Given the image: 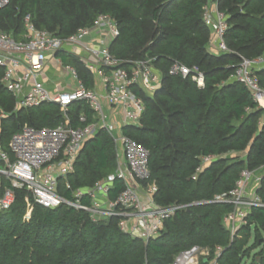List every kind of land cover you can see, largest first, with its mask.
<instances>
[{"label": "trees", "instance_id": "1", "mask_svg": "<svg viewBox=\"0 0 264 264\" xmlns=\"http://www.w3.org/2000/svg\"><path fill=\"white\" fill-rule=\"evenodd\" d=\"M205 2L9 0L0 10V32L16 40L23 37L26 15L37 28L65 37L90 27L99 14H108L119 29L110 44L114 57L124 66L153 58L161 85L152 92L135 88L144 111L140 125L126 126L124 132L149 151L148 181L156 185L154 199L159 205L211 200L234 187L241 169L264 166V109L244 84L232 78L241 57L264 53V0H216L227 15V53L208 49L211 34L202 20ZM62 57L82 78L88 77L76 58ZM173 62L197 66L204 73V85L198 87L190 76L170 74ZM2 74L0 67V146L9 152L12 135L24 124L53 127L63 118L55 104L15 109L14 96L1 83ZM255 74L264 88V68ZM81 112L92 120L90 109L77 102L68 109L73 126L81 125ZM203 156L214 159L192 179ZM115 167L112 140L100 131L85 141L67 181L72 189L92 186ZM122 188L116 179L110 197ZM258 191L264 201V178ZM59 192L70 197L62 179ZM14 194L10 208L0 212V264H171L180 251L193 245L208 249L209 260L220 248L217 264H242L258 247L250 264H264V207L252 210L247 224L231 237L223 221L230 204L195 205L177 211L165 221L162 233L145 243L120 230L117 219L93 222L81 210L34 203L24 189H15ZM26 197L33 205L28 219Z\"/></svg>", "mask_w": 264, "mask_h": 264}, {"label": "built area", "instance_id": "2", "mask_svg": "<svg viewBox=\"0 0 264 264\" xmlns=\"http://www.w3.org/2000/svg\"><path fill=\"white\" fill-rule=\"evenodd\" d=\"M9 0H0V10ZM202 20L210 30L209 46L216 53L230 52L225 42L228 27L227 15L220 11L216 0H206ZM119 35L115 20L108 14H99L90 27L60 37L46 29H39L29 15L24 17V34L21 40L0 32V67L2 85L14 96L15 109H28L44 104H55L62 112V121L53 127H34L24 124L8 143L9 152L0 146V212L10 208L14 190H26L34 203L46 208L65 206L84 211L93 222L117 219L120 230L143 242L157 238L165 221L177 211L205 203H227L232 209L223 221L233 237L247 224L252 210L264 207L259 188L264 178V166L241 169L234 187L211 200L190 203L159 205L154 199L156 185L150 182L149 151L124 132L126 126L140 125L144 111L142 99L135 88L152 92L161 85L160 72L153 58L129 61L123 65L110 51L111 42ZM62 55L76 58L88 73L80 76L77 68L65 63ZM264 68V53L241 57L232 78L244 84L253 100L264 109V88L255 71ZM53 69L63 79L52 86L43 79ZM169 73L190 76L198 87L204 85V73L197 66L187 67L173 62ZM90 87L87 86V80ZM82 102L92 113L78 115L79 126H73L68 115L69 107ZM104 131L111 138L116 153L113 173L92 186L71 188L67 176L74 171L76 159L85 141ZM214 156L201 157L192 179L208 165ZM64 180L70 197L59 192V180ZM122 181L123 188L110 197L114 181ZM4 181V183H3ZM88 198V202H85ZM28 219L32 203L26 197ZM208 259L210 251L198 245L180 251L171 264H217Z\"/></svg>", "mask_w": 264, "mask_h": 264}, {"label": "crops", "instance_id": "3", "mask_svg": "<svg viewBox=\"0 0 264 264\" xmlns=\"http://www.w3.org/2000/svg\"><path fill=\"white\" fill-rule=\"evenodd\" d=\"M208 49L212 52H215L214 47H210L208 46ZM43 79L46 81L47 85L52 86V84H54V81H61L62 82V78L59 76V74L54 71L53 69H48L46 72V76L43 77Z\"/></svg>", "mask_w": 264, "mask_h": 264}, {"label": "rangeland", "instance_id": "4", "mask_svg": "<svg viewBox=\"0 0 264 264\" xmlns=\"http://www.w3.org/2000/svg\"><path fill=\"white\" fill-rule=\"evenodd\" d=\"M260 121V120H259ZM235 155H240L242 156L241 153H230L228 154V156H235ZM262 236L264 238V233H262ZM252 238H253V229H252V232H251V237L249 239V244L252 242ZM259 248L257 247L256 249L252 250L251 252V255L250 257H244L243 260H242V264H250V261H251V258H252V255L254 254V252H256Z\"/></svg>", "mask_w": 264, "mask_h": 264}, {"label": "water", "instance_id": "5", "mask_svg": "<svg viewBox=\"0 0 264 264\" xmlns=\"http://www.w3.org/2000/svg\"><path fill=\"white\" fill-rule=\"evenodd\" d=\"M190 211V210H189Z\"/></svg>", "mask_w": 264, "mask_h": 264}]
</instances>
